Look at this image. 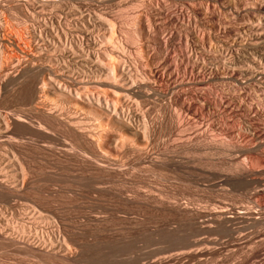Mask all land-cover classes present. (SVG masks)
I'll return each instance as SVG.
<instances>
[{"label":"bare ground","instance_id":"1","mask_svg":"<svg viewBox=\"0 0 264 264\" xmlns=\"http://www.w3.org/2000/svg\"><path fill=\"white\" fill-rule=\"evenodd\" d=\"M1 7L0 97L23 83L27 111L0 110V137L19 128L60 130L82 152L92 171L85 179L100 193L131 160L161 181L172 171L191 186L220 190L205 199L184 193L183 203L178 194L162 195L164 188L138 191L154 206L169 196L165 213L178 230L162 237L168 242L160 250L142 251L151 239L143 249L129 244L136 255L120 264H264V0H0ZM183 33L187 46L177 52ZM198 85L214 86L216 97ZM213 109L232 110L235 121L206 125ZM162 125L178 143L158 148ZM211 130H226L232 141Z\"/></svg>","mask_w":264,"mask_h":264},{"label":"rangeland","instance_id":"2","mask_svg":"<svg viewBox=\"0 0 264 264\" xmlns=\"http://www.w3.org/2000/svg\"><path fill=\"white\" fill-rule=\"evenodd\" d=\"M168 4H170V2L167 3V5ZM170 5L171 6L173 5L172 6L173 8L175 7V5L172 3ZM170 5H168V8L170 7ZM0 9H3V8L1 7ZM128 10L131 11V9H128ZM0 14H1V11H0ZM18 18H20V16ZM15 20L16 22H19V19L16 18ZM183 34L184 35H182L181 43L178 44L179 46L176 45V48H179L176 50L177 52H179L178 50H182V48H183L182 51H185L184 49H186L185 48V46H187L185 45L186 44L185 43L186 34L185 33ZM210 44L213 45V47H218L217 43H215V41L213 40L210 42ZM208 85H211V84H208ZM208 85L207 86L204 85L205 87L202 85L201 86L198 85L199 87L196 86L195 88L198 89L200 87H203L204 89L203 88H200V90L198 89L200 93L205 94L207 97L208 96L216 97L215 95L217 93H216V90H214L215 87L212 86L213 87V90H212V87ZM14 89H15V92L13 91ZM23 89H24V84L19 83L13 87V89L11 90V93L8 94L5 92L8 96L4 93L5 95H2L1 96L2 98L0 97V100H1L0 110L3 112L5 111L11 112L10 109L19 110V107L20 109L21 107H23L24 109L23 108L22 109L27 111V108H26L27 105L24 104L26 102V99L24 100V97H22L24 94L22 92ZM201 89L204 90V92ZM209 92L212 94H215V93L216 94L212 95ZM155 107L156 106L152 107V111L154 110V112H152L153 115L156 114L157 107L156 108ZM225 111L224 110L220 111L217 109L208 111L206 113L207 116H206L205 124L207 125L208 122L209 123L213 122V124L211 125H215V124L217 125L219 122L221 123V121L222 122L224 121L225 124L223 123V125H226V122H228L227 123L228 125L229 123L233 124L232 123V121L234 120L232 116L233 111L230 109L229 111L228 110L226 112ZM209 115L213 117H209ZM221 115L223 117H221ZM208 118L211 121L207 120ZM35 120L36 119H34V121ZM209 123H208V126H210ZM168 126L169 125L165 126V128H164V125L157 127L156 139H159L157 140L159 141V143L158 142L157 143L159 144L158 148L160 149L162 147L169 146V144L172 146V144L174 145L179 142V140H177L175 136H171L172 132L169 134L170 128ZM160 127H162V129ZM19 129H14V131H12V134L10 135L11 136L10 139H8L7 137H0V179H2L0 180V195L3 194V196L2 195L0 196V199H1L0 200V213H1L0 214V227H1L0 228V234H1L0 264H100L99 262L101 260H103L101 261V263L103 262L102 264H110V263L120 264L123 262L124 258L131 257V254H132L131 252H133L134 254V255L132 254L133 256L136 255L135 252L132 251L131 248L137 242L139 243L136 244L137 246L135 245L136 247L134 246V248H137L139 245L140 246L143 245L147 240H150V239L152 240V241L150 240V242L147 241L149 242V244L153 242L151 243L152 246L147 244V242L145 243L147 244V246L144 245L146 248L144 246H141V249H143L144 247V249L142 250L143 252L145 249L149 252L150 248L151 249L155 248L154 249L155 251L156 247H157V250H160L158 249V247L161 248L164 245L167 246V242H168L166 238L164 240L165 242L162 241L164 239L162 237L166 236L167 234H170V232L174 233V231L178 230L177 229L178 223H176L175 219H172L171 217L170 218L171 220H169L168 218V216H170L169 213L167 216H166L167 213H165V211L169 210L167 209V207L169 208V206H167L168 204L167 198L169 197V196H166L167 194L168 195L178 194L177 196H179V198L182 200V203L186 201V198L184 197L185 195L184 193L188 194L189 192L191 193V191L193 193H196L198 196L204 199L207 197L210 198L211 196L213 197L215 195L217 197L220 194V190L217 187H214L215 189L210 188V186L208 185L209 182H204V184L206 183V186L205 185L203 186L202 183L200 185L199 183H197L198 184L197 185L196 183L194 184L192 182L194 185L192 184L193 186H191V183L189 181L185 182L187 180L186 177H184L186 178V180L181 179L182 181H180V179L177 180V178L174 179L173 177H175V175H172V173H170L172 171H168L166 173V175L168 174L167 175L168 180L165 178H162L163 179L162 180L163 182H162L160 178L161 176L158 177L159 174H157L156 176L154 175V173L148 174L149 172H146V170L143 168L144 164L142 163L143 164L142 165L138 160L136 161L131 160L132 162L128 163L125 166L126 171L122 170L121 172L120 171L115 172L118 176L115 173L114 175L116 177L112 175V178H110L112 179V181L106 183L107 189L109 188L111 192L107 190V192L100 193L96 190H93L94 184L88 182L87 179H85V175L87 176V175L92 174V171L87 169V166L85 165V162L83 160L84 157L82 156V152L80 151V149L79 148L75 149V147L71 145L72 143H70L71 142L70 139H68V137L64 135V133H62L60 130H48L46 132L45 131L42 132L40 135L38 133H35V135H33L31 133L21 132L22 130L21 129L19 130ZM216 131L217 130H215V132L214 130L213 131L211 130V134L213 132L215 133V134L214 133L212 134V137H215L217 140L220 139L221 141H225V142L232 141L230 140L231 138H228L230 136L229 134L227 135L228 132L226 130H218L217 132ZM43 133H44V136H42ZM51 135H53V137ZM237 139H240V140L237 141ZM241 139L242 138L239 137V138H236L234 141L240 142V144L241 142L242 144L245 143L243 142L245 140L242 139L243 141H241ZM166 144L167 146H165ZM261 148L264 149V145L261 146ZM3 151L9 154L8 155L4 154ZM157 151L159 150L157 149ZM226 157L227 156H224V157L221 156V158H225V159ZM241 157L243 158L244 156H241ZM240 158H239V161H241L242 159ZM7 160L8 162H6ZM244 161L245 162L247 161L245 157L243 158L242 162ZM131 164L132 165L134 164L133 166L135 167H133ZM21 166L22 168L25 169V172H26L24 174L25 175L24 178L22 175L23 173H21L22 170H20ZM135 168L138 170H136ZM15 174L19 176L18 180L12 178V175H15ZM94 174H95V171H94ZM166 175L164 177H166ZM152 180H156V181L153 182ZM159 181L162 183H160ZM87 183H89V185ZM109 184H112V186ZM5 185L7 186L5 187ZM154 185L155 186L157 185L160 188V190L164 188L163 190L165 192L162 193L163 190L160 191L159 188L157 186L155 187ZM146 186H148V188ZM143 188L144 189L146 188L145 190H149L152 188L154 189V191L157 190L158 192L162 193V195H164L165 193L166 194L165 201H167V203L164 201L165 202L164 207L162 206L163 204H161V202L159 203L161 204L162 208L160 204L156 205L155 203V206H154L153 202L154 201L157 202L156 199L153 200L154 198L152 199L151 197H148V196L144 197V195L143 196L139 195L138 191H140ZM112 191L114 192L112 193ZM169 191H170V194H169ZM8 193L9 195H12L13 197L12 196L10 197ZM135 196L136 198H134ZM114 197H116L117 199H115ZM131 200L132 202H130ZM165 204H166L167 210L164 209ZM156 206L157 207L159 206L158 207L159 210L156 208ZM33 215L34 217H32ZM38 215L40 216L44 215L43 216L44 219H40V220L37 219ZM46 218L48 220H45ZM152 222L153 223L157 222V223L152 224ZM137 224L139 225V227ZM66 241L71 245L70 249H67V247L65 246ZM19 242L21 243L19 244ZM129 244L131 245L130 246L131 248L129 247ZM26 245L27 246L29 245V246L27 247ZM33 245L35 247L31 249L30 247H32ZM166 246H164V248ZM121 248H124V249H121ZM125 249L126 250L129 249L128 251L130 250L131 251L127 253L126 255L127 251L125 252L124 251ZM151 249H150V252H151ZM146 250L145 252H147ZM120 252H122L123 254ZM48 253L51 255H49ZM108 258L110 259L111 262L109 261Z\"/></svg>","mask_w":264,"mask_h":264}]
</instances>
